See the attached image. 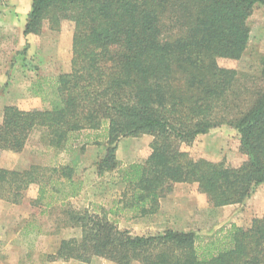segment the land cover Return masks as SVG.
<instances>
[{"label": "trees", "instance_id": "obj_1", "mask_svg": "<svg viewBox=\"0 0 264 264\" xmlns=\"http://www.w3.org/2000/svg\"><path fill=\"white\" fill-rule=\"evenodd\" d=\"M264 0H32L23 34L43 27L73 31L71 68L38 76L32 92L42 108L6 104L0 120V158L20 152L43 128L44 142L69 148L83 130L106 129L97 174L116 169L123 184L113 206L65 210L80 236L62 238L50 261L90 263L94 256L118 264H264V212L249 226L234 223L206 234L165 229L157 234L120 228L121 220L158 211L175 183H195L210 208L243 202L264 183V55L261 86L251 99L239 93L237 71L221 59L238 60L247 47L248 18ZM173 29V30H168ZM228 123L239 135L240 162L193 157L182 149L197 135ZM151 136L141 162L118 166V142ZM39 165L23 170L0 165V199L20 204L30 183L36 201L51 185V199L78 196L82 181L72 169Z\"/></svg>", "mask_w": 264, "mask_h": 264}, {"label": "rangeland", "instance_id": "obj_2", "mask_svg": "<svg viewBox=\"0 0 264 264\" xmlns=\"http://www.w3.org/2000/svg\"><path fill=\"white\" fill-rule=\"evenodd\" d=\"M31 1L0 0V120L6 104H15L23 109L44 107L32 92L33 83L38 76L55 75L71 68L73 31L68 22L62 23L59 30L44 26L39 34H23ZM248 25L249 40L240 59L219 61L221 65L236 69V87L239 93L247 95V101L251 99L253 87L261 86L259 71L264 55V5L254 6ZM105 133L106 129L93 133L83 131L70 142L67 151H57L47 146L43 128L39 127L29 136L22 151L1 156L0 165L10 169L23 170L33 164L39 165L48 170L45 171V180L52 166H59L62 170L71 168L73 177L82 181L83 191L61 203L51 199V185L46 182L43 199L36 201L38 184L30 183L25 191L26 205L21 207L22 211L16 212V216L13 214L7 230L0 225L3 228L0 229V264H118L99 256H94L90 263L74 259L53 263L47 258L52 253L51 248L57 247V236H80V228L67 223L65 210L92 208L90 202L95 200L110 206L113 196L116 199L120 196L123 184L118 180L117 168L99 175L95 167L96 161L105 154ZM150 141L149 135L122 138L115 152L118 166L134 159L143 161L150 151ZM238 148V132L228 123H222L205 134L197 135L190 144L182 145V149L195 158L228 162L246 159ZM189 195L192 196L191 201H187ZM164 202V208L150 216L121 220L117 225L138 234H157L168 228L206 234L231 223L246 227L252 218L264 212V183L255 185L243 202L230 206L210 208L205 194L198 191L195 183H187L174 199L170 194ZM27 220L34 222L32 231L21 230Z\"/></svg>", "mask_w": 264, "mask_h": 264}, {"label": "crops", "instance_id": "obj_3", "mask_svg": "<svg viewBox=\"0 0 264 264\" xmlns=\"http://www.w3.org/2000/svg\"><path fill=\"white\" fill-rule=\"evenodd\" d=\"M83 131H91V133L94 132V130H83ZM149 153H150V151H148V153L146 154V156L144 157V159L148 156ZM131 162H141V160L134 159V160H131L130 163ZM186 184H187L186 182L175 183L174 186H173V190L171 191V193H169L166 196H163V197L160 198V201H159V209L160 208H164L163 207L164 206L163 203H165L164 201L170 196V194H171V196H173V199H174L175 196L178 195L179 189L185 188V185ZM82 191H83V187H82V190H81L80 193H82ZM114 198H115V195L113 196L111 202H109L111 207L113 206L112 201H113ZM179 200L181 202L182 198H180ZM191 200H192V196L189 195L187 201H191ZM25 201H26V194H25V197H24V200L22 201V203L17 204V205L16 204H12V203H8V202L0 199V202L2 203V208H0V223H1L0 225H3V227H6V228H4V230H7L8 229V226L10 225L9 223H10V220H11V217L13 216V214H14V216H16V214H15L16 212L20 213L22 211L23 208H21V207L26 205V202ZM90 203L91 204L92 203H96L98 206L108 207L107 204H104L103 202L98 201V200L92 201ZM230 205H232V204H229V206ZM224 206H227V205H224ZM33 223L34 222L32 220H27L25 222V225L21 228V230H23V231H29V230H31L32 231L31 227L33 226ZM0 229L2 230L3 228L0 227ZM62 238H65V237L64 236H59V237L57 236V243H56L57 245L56 246H58V243H59V241ZM56 248L57 247H55L54 249L51 248V252L53 253ZM59 261L62 262V260H55V261H52V262L54 263V262H59Z\"/></svg>", "mask_w": 264, "mask_h": 264}]
</instances>
